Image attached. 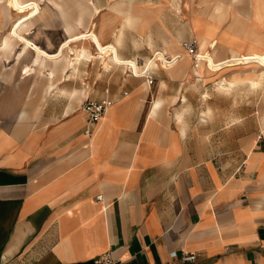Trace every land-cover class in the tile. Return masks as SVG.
Wrapping results in <instances>:
<instances>
[{
	"label": "crops",
	"instance_id": "1",
	"mask_svg": "<svg viewBox=\"0 0 264 264\" xmlns=\"http://www.w3.org/2000/svg\"><path fill=\"white\" fill-rule=\"evenodd\" d=\"M42 5L27 35L51 53L92 30L142 60L157 49L184 55L191 38L202 52L213 45L203 49L201 39H218L221 57L232 48L264 50V0ZM16 17L0 1V42ZM71 45L97 50L89 38ZM20 47L0 49V264H95L107 253L121 264H264L262 92L250 91L262 95L250 114L256 127L228 143L222 135L239 134L230 125L240 118L216 125L211 108L200 106L208 99L202 83L224 73L195 78L193 57L154 67L150 83L121 66L104 69L98 58L73 72L48 58L39 74L36 51L21 57ZM106 87L116 101L90 135L83 105ZM242 93L230 95L234 110L258 95ZM184 252L196 259L182 261Z\"/></svg>",
	"mask_w": 264,
	"mask_h": 264
},
{
	"label": "bare ground",
	"instance_id": "2",
	"mask_svg": "<svg viewBox=\"0 0 264 264\" xmlns=\"http://www.w3.org/2000/svg\"><path fill=\"white\" fill-rule=\"evenodd\" d=\"M0 1L5 2L8 5V7H10L11 10H13L15 14L17 15V18L12 22L10 26L9 38L5 41L4 46H10L12 41H15L18 44H21V47H22L21 56H24L27 53L29 48L34 49L37 53V63L36 64L39 65L40 68H43L44 66L47 65L48 58H50L51 61L54 63L62 62L63 68L64 69L71 68L72 72L79 69L80 63L82 61H85V59L94 60L96 58L101 60V63L105 67L104 69H110L114 65L120 66V64L128 63V59H130L135 69L139 68V64L136 62V57H133V58L124 57L120 53L119 48L116 43L104 44L102 42L104 41V39L101 41L99 37L100 35H98V33H96L95 30H92V29H91L92 31L90 32H85V33H81V34H77L72 37H69V39H67L56 52H52V53L48 52L46 49H44L39 44H37L38 42L36 43L32 38H30L27 35L28 30L23 31L24 26H27L29 21L33 20L36 16L42 14L41 13L42 6H41L40 1L39 0H0ZM56 3L59 6L61 5L59 2H56ZM119 32H121V30ZM121 34L120 36L123 37V35ZM87 38L91 39V41H94V43L96 44L97 46L96 52L91 51L90 49H86L85 47L78 50L73 45H71L72 42H77L81 39H87ZM200 43L203 49L206 48L207 44L212 43L213 49L211 51H207L205 61H200L197 64L196 63L193 64V73H194L195 78L200 79V78H204L206 75L207 76L215 75L219 71L226 69V68L229 69L232 67L234 68L252 67L250 71H246L244 73L234 72L230 76H226V77L219 79L217 81V88L219 91L226 93V94L234 95L235 97H237L239 94H241L244 91L252 92V91L258 90L260 92H263V97H264V52H261V51L239 52V53H233L229 56L224 55L223 57H221L218 52L220 51L219 46H218L219 44L218 40L212 39L209 41L206 38V39H201ZM167 50L165 49L163 51H167ZM70 53H72V55ZM182 59H184L183 54H181V58L175 64L171 66H166L164 64L156 65L155 63L152 64V62H150V57L146 58L145 63L146 65L152 64L154 67H157L159 69L160 68L172 69ZM253 59H256V60H253ZM55 73H56L55 70L52 69L50 70L48 75L53 78L55 76ZM51 88H53V85L52 84L48 85L47 92ZM58 88H61V87H58ZM80 92L86 93L83 90H78V89L76 90V93H80ZM62 93H63V90H62ZM70 109H74L73 104L70 106ZM259 114H260L261 124H264V116L263 117L261 116L260 111H259ZM177 116L179 119H181L183 117V112H177Z\"/></svg>",
	"mask_w": 264,
	"mask_h": 264
},
{
	"label": "rangeland",
	"instance_id": "3",
	"mask_svg": "<svg viewBox=\"0 0 264 264\" xmlns=\"http://www.w3.org/2000/svg\"><path fill=\"white\" fill-rule=\"evenodd\" d=\"M39 1L41 3L42 12H43L42 3H43L44 0H39ZM219 8L220 7H217V9H219ZM31 21L28 22L27 26H24L23 31L29 30L28 26H29V23ZM9 29H10V27H9ZM9 29L3 35V37L1 38L0 49H4V50L5 49H7V50L10 49V50L15 52L16 51L15 47L18 44L17 42L12 41L10 46H4L5 45L4 44L5 41L9 38V34H10ZM1 30H7V28L2 27ZM216 40H218V39H216ZM218 42H219V40H218ZM1 45H2V47H1ZM218 46H220V43L218 44ZM19 50H20L19 51V56H21L22 47H20ZM249 51H261V52H264V50H258V49H253V50H249ZM239 52H244V51L240 50V49H237V48H232V53L231 54L239 53ZM183 56H184L185 59H188L189 61H191L190 60V58L192 57L191 54L186 52L185 50H184V55ZM36 66H37V68L39 70V74H40L41 73L40 72L41 71L40 70V66L37 65V64H36ZM102 66H103V68H105L103 64H102ZM43 68H45V67H43ZM123 68H125V67H123ZM233 68L234 67L229 68V69H233ZM225 70H227V68L219 71L216 74L220 75V74L224 73V75H221V77H220V78H223V77H226V76H230L231 73H234L236 71V70H227V71H225ZM238 70L241 71L242 69H238ZM226 72H228V73H226ZM220 78L219 77L209 78L205 82L202 83L203 89H201V92L204 93V94H207L208 95V97H207L208 99L204 103L200 102V106H201V108H204V109L206 107H210L211 108L212 117H214V116L217 117V120L215 122H213L216 125L224 123V125L229 126V121L231 119L230 118L231 116H235L236 115V116H238L240 118V120L236 124L230 125V126L239 127V129H238L240 131L239 134L236 135L235 133L231 132L232 130H230L228 128V132L225 135L224 134L222 135V136H226L227 141L229 143L231 141H234L235 137L245 136L247 131H250L252 127L253 128L256 127V125H257V121L255 119L256 114H253L251 116H250V114L261 108L263 92H262V95H261L258 92L251 93L250 91L249 92L245 91V93H242L244 97H245V95H247V93L248 94H250V93L251 94L258 93V95H257L256 98H253L252 100H247V97L244 98L243 100L240 99V101L238 102V108L239 109L234 110V108L232 107L234 103L232 102V98H231L230 94L223 93V92L219 91L218 88H217V81ZM190 83L192 84V82H190ZM198 91H200V90H198ZM233 97H234L235 100L237 99L234 95H233ZM36 104H37V102H36ZM259 111L261 113V116L263 117L264 116V106L262 107V110H259ZM259 111H257V113L259 115V120H260ZM218 117H220L219 119L221 121L218 119ZM233 119H232V121H236L238 118H235L234 120ZM218 120H219V122H218ZM211 123H212V121H211ZM260 123H261V121H260Z\"/></svg>",
	"mask_w": 264,
	"mask_h": 264
},
{
	"label": "built area",
	"instance_id": "4",
	"mask_svg": "<svg viewBox=\"0 0 264 264\" xmlns=\"http://www.w3.org/2000/svg\"><path fill=\"white\" fill-rule=\"evenodd\" d=\"M183 46L186 50L192 55L194 59V63H198L200 61L206 60V53L199 50L198 40L196 38H191L183 41ZM181 58L180 53L169 54L162 49H157L153 51L150 55V62L158 64H164L166 66H171L175 64ZM256 60V59H253ZM136 62L139 64V68L135 69L134 65L131 63L130 59H128V63L120 64V66L125 67L126 71L130 74H133L137 77H144L150 83L153 82V69L154 66L146 65L145 60L140 58H136ZM109 87L105 88V95L100 99H89L84 105L83 110L87 114L88 128L87 131L91 135L93 133V129L91 126L98 123L102 117L104 116L107 109L114 104L116 101L109 95ZM127 94V91L124 92ZM261 137V135H260ZM98 199L103 198V194H99L97 196ZM172 256L175 258L176 253H172ZM196 259V255L194 253L184 252L182 256V261H194ZM95 264H121V260L113 257L111 254L100 255L95 259Z\"/></svg>",
	"mask_w": 264,
	"mask_h": 264
}]
</instances>
